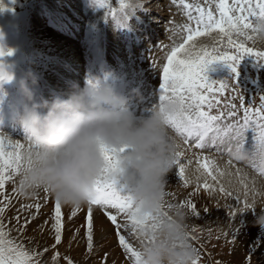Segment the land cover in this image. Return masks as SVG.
I'll use <instances>...</instances> for the list:
<instances>
[{"label":"snow or ice","instance_id":"1","mask_svg":"<svg viewBox=\"0 0 264 264\" xmlns=\"http://www.w3.org/2000/svg\"><path fill=\"white\" fill-rule=\"evenodd\" d=\"M173 6L182 8L189 22L184 25H176L175 21H169L171 27L169 32L172 34L169 38L173 41L172 46L166 51V64L162 67L159 85V106L163 110L166 103H173L176 107L174 115L168 117V127L179 138L181 144L176 152L175 175L179 177L184 187H188L192 181L186 178V169L192 164L191 159H184L187 152L191 149L204 150L207 148H216L220 153L222 146L226 148L229 157L224 166L225 171H220L215 161L210 157H204L201 163L197 157L196 164V187L189 196H195L200 188L203 187L209 195L217 191L226 197H234L237 204L241 203L240 194L237 191L234 196L232 190L226 189L218 179V176H224L230 167H235L234 161L243 162L245 165L254 167L257 173L264 177V95L259 96L260 104L253 107V101L246 102L240 91L235 86L227 82H209L205 73L210 65L223 63L231 68L233 73L237 72V67L245 57H253L257 64L264 66V50H256L253 47L246 46V42L255 43V38L264 31V0H232L229 5L228 0H218L213 11L210 0H204V5L199 3H188L186 0H170ZM142 4L121 3L122 10H143ZM4 7L0 4V11ZM195 12V15L193 14ZM181 33H183L181 35ZM216 33L212 42H201L199 45L194 43L199 37H207ZM179 36V42L175 37ZM163 47V46H162ZM231 50V54H229ZM5 53L0 51V57ZM7 55H11L8 52ZM11 77L0 70V81L10 80ZM92 84L93 81H89ZM231 88L235 93L231 100L224 105L223 109L217 108L219 103L216 100L217 95H224ZM239 101V104L233 101ZM216 101V103H213ZM155 106V107H156ZM216 108V113L212 109ZM207 109V110H205ZM243 115H239L240 112ZM26 137L22 140H13L0 134V216L5 212L11 199L4 194L6 182L13 184L12 192L17 196L34 197L35 194L25 195L20 181L21 171L25 166L24 152L26 150ZM123 151V149L121 150ZM105 159L109 164L106 172L112 170L115 161V155L112 151L105 150ZM241 169L237 168L236 173L240 174ZM214 172L216 174H214ZM211 178L216 184H220L217 189L214 184L208 182ZM203 183L201 184V179ZM246 178V176H245ZM231 183V182H229ZM243 185V195L245 201L242 208H235L228 205L229 214L233 218L237 212L244 213L246 210L254 208L247 203V197L251 193L253 199L255 196L264 193H258L256 190V180ZM46 194L44 201L52 197L48 190H43ZM169 193H166V196ZM54 206L51 214V230L54 233L55 244L59 245L64 231V213L62 212V203L54 198ZM84 223L81 225L85 229V238L87 241V251L93 252L94 234L96 231V221L94 218V209L100 211L101 216L110 222L118 246L127 254L131 264H139V252L129 241V237H135L140 245L146 243L141 238V232L148 226L147 218H139L135 214L133 201L127 194L124 186H117L114 183H108L104 180L98 181L95 188V195L89 199ZM28 209L35 208V213L20 223V217L17 215L15 231L16 237H11V229L5 230L6 225L0 219V264H41L40 257L48 251L43 252L36 248L28 249L24 244V233L27 226L37 218L41 211V204L36 203L24 205ZM168 208H187L192 215L199 218L200 213L197 206L191 199L185 200L177 205L167 204ZM80 206L72 207L68 219L75 218ZM207 211V209H205ZM48 224L46 219L38 230L43 231ZM101 240L107 239L103 220L99 224ZM197 229H191L190 238L196 239L192 233ZM79 233L76 229L73 233V239ZM239 229L233 233L238 236ZM264 243V239L254 242L253 246H259ZM55 253L52 257L53 264L59 257ZM199 251L194 264H198ZM107 253H105V261ZM67 264H73L70 258H65Z\"/></svg>","mask_w":264,"mask_h":264},{"label":"rangeland","instance_id":"2","mask_svg":"<svg viewBox=\"0 0 264 264\" xmlns=\"http://www.w3.org/2000/svg\"><path fill=\"white\" fill-rule=\"evenodd\" d=\"M80 1V4L85 3L86 7L83 5L81 6L79 0H0V4L4 7V10L0 11V51L5 53L3 57H0V70L11 77L10 80L5 81V83H7V88L4 86L2 88L3 91L0 92V94H4V91L9 90V88L12 87H15V90L13 91L21 92V81H27L31 86L32 80H35V88L40 90L41 95L43 97L44 95H49L47 92L48 85L53 88H55V86H62L60 79L48 77L50 72L52 76L54 75V72H57L64 76V78L66 77L71 80H74L75 78L78 79L80 76L78 74L80 72H77L76 67L71 64L70 60H64V57H69L66 48L70 47L69 45H75L82 49V45H78L77 38H80L82 35L84 36V31H86L84 21L93 20L94 17L95 19L98 18L99 10L102 12L105 8L106 15L109 16L111 22L117 20V18L124 19L125 10L120 8V4L122 2L128 4L130 0ZM187 2L190 3L188 0ZM160 3L162 5L166 3L168 4L170 3V0H166L165 3L164 0H162ZM94 5L97 7V13L95 10L93 11L92 9H89L90 6L92 8ZM167 9L177 12L180 10L175 8V6L174 8L168 6ZM181 10L184 11L182 8ZM107 16L105 17L106 22L104 24L105 28L103 29V32L105 33L110 30L113 39L115 40V37H120L121 33L116 30L114 31L111 24H108ZM153 17H156L155 14L147 17L143 16V20L153 19ZM169 18V21H173L171 17ZM146 23H150V21L148 20ZM131 24L132 22L130 25ZM162 24H166V22H163L160 25L162 26ZM175 24H181L179 18ZM34 25L39 26V30H37L38 32L33 29ZM130 28L135 29L136 31L138 30L136 24H132ZM136 34L140 35L142 32H136ZM212 34L216 37V33ZM142 35L143 37L145 36L144 34ZM54 37H58L60 41L64 43L66 42L67 44L54 42ZM156 39L157 42L154 41L148 43L146 46L149 45L154 47L155 53L158 55L161 52H159L160 47H157V45L164 41V36H160ZM119 41L122 42L121 40ZM112 44L116 45L117 48L123 46L120 44L118 46L117 42H112ZM85 46L91 48V44ZM246 46L253 47L256 50H264V41L262 40L261 34L256 36L255 43L248 41L246 42ZM145 48L146 47L142 46L136 49V51L128 54L131 58H134L135 55L133 54L141 52ZM98 49L100 52L105 51L106 43L100 45ZM110 51L113 50L110 49ZM8 52H11V55H7ZM229 54H231V50H229ZM121 57L124 56L121 55ZM161 58H163V55ZM80 68L81 67H79V69ZM157 74L156 71L155 76H157ZM30 75L32 79L30 78ZM205 75L209 82H227L229 85L238 88L246 102L253 101L254 108L258 107L260 104L259 96L264 95V66L257 64L253 57L243 58L237 67L236 73H233L231 68L226 64L215 63L209 66ZM16 81H18L19 84ZM83 85L85 86V84ZM83 85L82 87H84ZM69 89L71 88H68L67 86L66 88H62L63 91H68ZM143 89H138L137 91H140L139 93L143 95ZM234 94L235 93H233L230 88L229 91L224 93V95H217L216 100L219 101L217 108L223 109L224 105L231 100V96ZM54 95L57 94H52V96ZM213 103H216V101H213ZM233 103L238 105L239 101H233ZM17 104L23 105L22 102ZM17 104H13V106H17ZM151 110L149 112L143 111L142 115H150ZM216 110V108H213L212 113L215 114ZM239 115H243V112L241 111ZM192 150L195 153L198 152L195 154V159L199 157L201 163L203 162L204 157L212 156L211 159L215 161L220 171H225L224 166L229 159L227 154H218L207 149L199 150L193 148ZM189 152L190 151H188V153ZM221 162H225V164H222ZM233 163L235 164V167H230L228 169V172H230L231 175L226 173L224 176H218V179L220 184L226 189L234 192V196L237 191H242L239 192L241 201L239 204H237L234 197L223 196L218 191L213 195H209L203 187L200 188V191L195 196L190 197L189 193H192L196 187V183L193 181L188 187H184L182 184L181 189L174 190L172 187V181L179 178L175 175V169H173L166 177L167 182L165 192L169 193V195L166 196L167 204L177 205L185 200L191 199L192 202L196 204L197 210L200 213L199 218H196L192 215L189 209H183L186 213L185 223L188 225L190 233L193 227L197 229L195 233H192L196 239H191V242L200 254L198 264H264V243L259 246H253L255 241L264 239V231L253 227L255 215H258L264 208V195L258 194L255 196V199H253V196L250 193L247 197V203L249 205H254L253 208L255 214H253V209L250 208L244 213L238 211L233 218L230 216L227 207L228 205H232L237 209L243 207L245 197L243 195V185L240 183L241 180H244L245 183H249V186L251 187L250 182L255 178L256 190L258 193H264V181L260 178L261 176L259 174V176H257L248 168L250 166L247 167V165H243L242 162L234 161ZM197 166L198 165L195 161L192 162L187 169L190 167L197 168ZM237 168L242 170L240 174L236 173ZM214 174L216 173L214 172ZM208 179L217 189L219 188L220 184H216L210 177ZM12 188V182H6L3 191L4 194L11 199V203L8 204L5 212L0 216V219H2L6 225V231L9 229L12 230L10 236L16 237L17 232L15 231V228L17 225L15 218L19 215L20 223L23 224L24 220L30 217L29 211L34 209V207L31 209L22 207L30 204L28 201L31 196L27 198L17 196L11 191ZM2 199L3 197H0V200ZM53 201L54 198L49 197L46 204L51 203L54 206ZM41 203L43 205L45 204L44 199L41 200ZM2 206L4 205L0 204V207ZM205 209H207V211H205ZM94 211L101 214L98 210L94 209ZM86 212L87 205L85 208L81 207V210L77 215L79 216L81 214V219L76 220L77 224L75 229L68 233L65 232L67 225L69 224L68 222L75 220L64 219L62 240L61 243L55 247H53L55 244L54 233L51 230L52 220H48V224L44 227L43 231L38 230V226L42 225L43 222H31L24 233L25 238L23 242L26 248H36L41 252H43L45 248L48 249V251L40 257L41 264H53L52 257L57 252L60 255L56 264H67L65 258H70L73 264H131L127 254H125L118 246L110 222L103 217L107 239L102 241L101 239H96L94 237L93 252L89 253L87 251L85 229L81 227L84 223ZM50 213L52 214V210ZM76 229H79V233L76 235L75 239H73V233ZM237 229H239L238 236H234L233 233L236 232ZM95 233H100L99 226L96 227ZM105 241L108 242L109 248L106 251L99 250V245ZM129 241L134 248H139L140 243L135 237H129ZM105 253H107L106 261ZM111 256L115 257L113 263L109 262Z\"/></svg>","mask_w":264,"mask_h":264},{"label":"clouds","instance_id":"3","mask_svg":"<svg viewBox=\"0 0 264 264\" xmlns=\"http://www.w3.org/2000/svg\"><path fill=\"white\" fill-rule=\"evenodd\" d=\"M35 85V80L31 86L20 84L24 103L17 123L27 145L19 178L24 194L47 189L63 205L81 207L95 195L98 181L122 185L137 217L148 219L141 232L146 243L137 249L139 264H194L198 250L186 213L168 208L166 201V177L181 144L168 127L175 105L169 102L163 110L156 106L150 115L138 116L129 98L108 83L74 85L50 98H37ZM105 150L116 158L108 172ZM196 173L189 170V177ZM253 227L264 231V210L255 215Z\"/></svg>","mask_w":264,"mask_h":264},{"label":"bare ground","instance_id":"4","mask_svg":"<svg viewBox=\"0 0 264 264\" xmlns=\"http://www.w3.org/2000/svg\"><path fill=\"white\" fill-rule=\"evenodd\" d=\"M161 1L162 0H130L128 4H132V5L142 4L144 6L143 10H133V11L125 10V18L124 19L117 18L115 22H111V19L109 18V16L106 15L105 8L103 9L102 12H100L99 10L98 18L95 19L94 17L93 20H85L84 25L86 26V31H84V36L82 35L80 38H77L78 45L81 44L82 49L78 48L75 45H69L70 47L66 48V50L68 51L67 55L69 57H64V60L71 61V64H73L76 67L77 72H80V73L84 72V75L80 76V80L78 81L76 78L74 80L68 79L66 77L64 78V76H62L61 74L57 72L56 73L54 72L53 73L54 75L52 76L50 72L48 74V77H55V78L60 79L62 86H59V87L55 86V88H53L52 86L48 85L47 92L49 93V95H46L45 97L50 98L52 97V94H60L62 92H65L62 90V88H66V86L68 88H72L74 85H79L80 87H82L83 84L86 85V83H88L89 81H93V82L99 81V82L110 84L118 95L128 97L129 98L128 106L130 110L135 112L138 116H141L143 111L149 112L153 107H155L159 103V85L160 84L157 86L156 90L154 91L155 97H156L154 101L151 100L152 98L145 101L144 97L146 96V94H144L143 96L139 95L136 92V88L137 86L142 88L146 84H151L152 81L157 82V80L160 78V74H162V72L161 73L159 72L158 67H161L163 65V61H161V63H157L156 61H160V59L161 60L165 59L166 51L172 46V43H173V41L169 38L172 35L169 32V28L171 27L169 23V19H170L169 17H171V19L175 22L179 18V21L181 22V24H178V25H184L186 23H192L194 25V22H189L187 20L186 15L184 14V11L181 10V8H178L175 6V8L180 9L178 12L174 10H168L167 9L168 6L169 7L171 6V8H174V6H172V4L170 3L168 4L166 3L162 5L160 3ZM188 1L193 4L199 3L201 5H204V0H188ZM165 2L166 0H164V3ZM217 2L218 0H210V3H212L214 12H215V4ZM80 3L81 1L79 0V4ZM228 3L229 5H231L232 0H228ZM80 5L81 6L83 5L84 7H86L85 3H82ZM89 9H92L93 11L95 10V12L97 13L96 5L92 6V8L90 6ZM152 14H155L156 17H153V19L143 20V16L147 17ZM193 14H195V12H193ZM106 16L108 18L107 19L108 24H111L114 31L115 30L119 31L121 29L125 31V36L124 37L122 36V38L118 39L117 42H120L119 40H121L123 44H125V42L127 41L128 45H130V50L133 49L132 48L133 46L143 45L144 42L147 43L149 41L151 42L157 41L155 39L163 35L166 40L160 43V46H161L160 51H162V54L160 55L155 54L153 48H145L142 53L138 52V54H140L139 55L140 57L136 56L135 59L134 58L130 59V57L129 58L122 57L120 58V60L116 61L117 55L121 54L122 51L120 50L121 47H119V49L117 50L116 45L112 44L114 39L112 38L113 35L111 34L110 30L106 31L105 33L103 32V29L105 28L104 24L106 22V18H105ZM148 20L150 21V23H146ZM131 22L133 25L136 24V27L139 28L137 31H142L143 34H145V37H142L141 35H137L135 29L129 28L132 25V24L130 25ZM163 22H166V24H162L161 26L160 24ZM164 25H168V26H164ZM33 29L37 31L39 30V26L34 25ZM182 34L183 33H181V35ZM213 37H214V34H211L210 36H207V37H199L194 43H196L197 45H199L201 42H207L210 44ZM179 38H180L179 36L175 38L177 42H179ZM262 40L264 41V38H262ZM53 41L56 43H61V44L64 43L60 41L58 37H54ZM105 43H106V51L100 52L98 47ZM84 44L85 45L91 44V48L88 49V47H86ZM93 47H94V52H93ZM110 49H112L113 51H110ZM83 50H86V51H83ZM141 55H144V58H141ZM162 55H163V58H161ZM143 59H147L146 60L147 62H141V60ZM79 67L81 68L79 69ZM63 68H64V65H63ZM156 71L158 73L157 76H155ZM26 72H27V69H26ZM124 72H126V76H121V74ZM30 78H31V75H30ZM16 82L18 83V81ZM4 86H5L4 81H0V92L2 91V88ZM13 90H15V87L9 88L10 93L7 95L5 99V103L7 101L16 100V99L24 101V97L22 93L14 92ZM123 93L125 95H122ZM37 98H39L38 95H37ZM3 101H4V98L1 97L0 103H3ZM15 112L16 111H14L13 114H10V112L4 113L0 109V130L16 132L18 135L1 133V132L0 134H3L5 137H9L13 140H22L23 138H21L20 135L25 136V133L23 129L20 127V125L17 123V115L15 116ZM142 116H144V114ZM196 153L193 152V150L191 149L189 153L187 152V155L184 159L186 158L192 159L193 162H195ZM208 157L212 158V156H208ZM221 163L225 164V162H221ZM250 168L254 169L251 166ZM189 170H191L192 172H195L196 167H190L189 169L186 170V178L196 183L195 177H191V178L189 177ZM255 174L259 176L257 173ZM196 175H198V173H196ZM208 182L212 183L209 179H208ZM202 183H203V178L201 179V184ZM172 187L174 190H178L182 188V182L179 180V178L174 179L172 181ZM239 192H242V191L239 190ZM45 196L46 194L44 193L43 190H41V191H38L34 197L31 196L29 198L28 203L32 204L33 206L36 203L41 204L40 213L38 214L37 218L32 221L34 223H38V222L42 223L46 219L51 220L50 211L53 209V205L51 203L50 204L45 203L44 205L41 203V200L44 199ZM85 206L86 205L81 206V207L85 208ZM71 209L72 207L65 206L62 204V212L64 213L65 220H69L68 215L71 212ZM34 213H35V208L29 211V215H32ZM98 213L99 212L94 211V218L96 219V223H97L96 227L99 226L101 220H104L101 214H98ZM79 219H81V214L71 219L75 221L68 222L69 224L67 225L65 232L68 233V232L73 231L77 224L76 220H79ZM94 237L96 239L97 238L101 239L100 233H95ZM108 248H109L108 242L105 241L99 245L98 249L106 251ZM114 261H115V257L111 256L109 262L113 263Z\"/></svg>","mask_w":264,"mask_h":264}]
</instances>
